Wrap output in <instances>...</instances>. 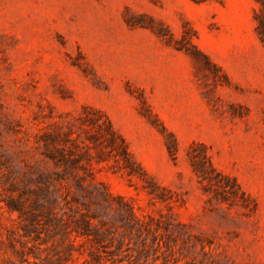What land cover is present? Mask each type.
<instances>
[{
    "label": "rangeland",
    "instance_id": "1",
    "mask_svg": "<svg viewBox=\"0 0 264 264\" xmlns=\"http://www.w3.org/2000/svg\"><path fill=\"white\" fill-rule=\"evenodd\" d=\"M258 5L0 0V264H264ZM95 110L134 174L97 161Z\"/></svg>",
    "mask_w": 264,
    "mask_h": 264
},
{
    "label": "trees",
    "instance_id": "2",
    "mask_svg": "<svg viewBox=\"0 0 264 264\" xmlns=\"http://www.w3.org/2000/svg\"><path fill=\"white\" fill-rule=\"evenodd\" d=\"M258 3L259 5L255 10L256 30L261 41L264 43V0H258ZM209 63L212 64L210 60ZM95 113L99 114L98 122H94L99 132V138L97 135L93 136V141L97 148V161H104L110 156H114L129 174H134L139 165L133 158L125 139L114 128L108 116L100 110H95ZM53 145L54 148L52 152H50L49 157L53 160H57L62 154L59 152V156H57L56 151L60 150H56L55 144ZM200 146L203 148L204 152L197 159H194V167L198 176L202 180L216 185L217 190L222 188L224 191V200L229 201L231 204L241 202L246 207H249L244 201L251 198L246 191L243 190L237 179L218 170L213 164L206 145L201 143Z\"/></svg>",
    "mask_w": 264,
    "mask_h": 264
}]
</instances>
